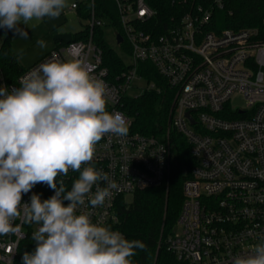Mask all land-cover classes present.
Listing matches in <instances>:
<instances>
[{
	"label": "built area",
	"instance_id": "2783aa9c",
	"mask_svg": "<svg viewBox=\"0 0 264 264\" xmlns=\"http://www.w3.org/2000/svg\"><path fill=\"white\" fill-rule=\"evenodd\" d=\"M97 1L72 5L79 11L88 4L84 25L89 33L84 38L72 34L69 42L59 40L14 82L7 80L0 66V87L18 88L19 78L53 53L62 60L83 59L90 74L105 82L106 109L123 113L129 131L126 136L105 135L96 145L92 163L118 188L103 206L93 208L86 201L77 214L88 212L93 223L115 230L122 197L127 200L139 191L167 185L172 175L170 139L132 131V119L122 109L126 98L139 96L131 94L135 81L147 82L142 94L156 89L139 73L141 63H152L175 91L170 125L190 144L195 160L183 185L184 200L167 249L181 264H231L235 255L248 254L264 235V40L257 28L219 29L215 14L231 0L192 5L166 25L156 20L147 0H112L118 23ZM107 27L115 29L119 55L130 57L124 60L126 69L115 76L104 65L103 50L95 40V29L102 28L105 39ZM2 41L0 33V47ZM236 95L244 97L245 107L232 105ZM78 176L70 170L63 178L68 190ZM42 186L48 187L38 183L23 194L21 205H30L33 194L40 197ZM47 190L42 201L55 194ZM68 203L64 201L65 206ZM17 224L18 232L0 236V264H22L24 253L35 250L32 233L38 226L25 223L23 216L13 221V226Z\"/></svg>",
	"mask_w": 264,
	"mask_h": 264
},
{
	"label": "clouds",
	"instance_id": "9594fccd",
	"mask_svg": "<svg viewBox=\"0 0 264 264\" xmlns=\"http://www.w3.org/2000/svg\"><path fill=\"white\" fill-rule=\"evenodd\" d=\"M68 6V0H0V28L23 35L18 25L57 19ZM37 45L46 47L43 40ZM106 93L105 82L90 74L83 59L62 60L55 53L21 76L18 88L0 87V236L18 232L13 221L22 216L38 226L35 250L24 253L22 264H134L136 250L147 248L93 223L88 212L77 214L86 201L103 206L118 188L92 163L105 135L129 131L123 113L107 111ZM70 170L79 176L68 190L63 178ZM38 183L55 194L43 201L33 194L30 205H21L22 195ZM231 264H264V235Z\"/></svg>",
	"mask_w": 264,
	"mask_h": 264
},
{
	"label": "trees",
	"instance_id": "16d2710c",
	"mask_svg": "<svg viewBox=\"0 0 264 264\" xmlns=\"http://www.w3.org/2000/svg\"><path fill=\"white\" fill-rule=\"evenodd\" d=\"M99 8H108L111 17L118 23V13L112 0H98ZM156 12V20L168 24L180 18L192 5L205 4L208 0H147ZM230 11H233L230 13ZM88 4L79 8L80 17H88ZM215 17L222 28H257L259 38L264 40V1L231 0L224 10ZM3 41L0 47V66L9 82H14L25 68L21 67L18 55L12 50L10 35L0 28ZM89 29L84 28L73 34L75 39L84 38ZM95 40L103 50L104 65L113 76L124 71V59L104 39L103 29H95ZM58 43V42H57ZM139 73L156 84V89L146 91L136 97L124 100L123 111L132 119V131L161 139L169 138L173 150L172 175L169 183L156 188L145 189L134 194L131 201L122 197L117 206L120 221L115 230L129 240H141L147 246L145 251L136 250L132 257L134 264H181L168 251L166 240L173 234L179 217L184 195L183 185L190 177L195 160L190 152V144L170 125V110L175 91L168 80L150 62L140 64ZM40 199L49 192L42 186Z\"/></svg>",
	"mask_w": 264,
	"mask_h": 264
},
{
	"label": "rangeland",
	"instance_id": "374dc122",
	"mask_svg": "<svg viewBox=\"0 0 264 264\" xmlns=\"http://www.w3.org/2000/svg\"><path fill=\"white\" fill-rule=\"evenodd\" d=\"M86 0H68L69 6L63 10L60 17L57 19H49L45 17L42 21H30L27 25H18L23 30V35L19 32H13L5 30L10 35L12 50L18 55L22 56L19 59V64L23 68H28L39 59L49 53L54 47H56L57 40L55 36L62 33L75 34L83 28L86 24V19L80 17L79 11L72 8L73 3H82ZM115 29L107 27L105 29L106 41L115 49H117V43L114 38ZM38 40H43L46 47H39L37 45ZM124 60H130V57L126 53H121ZM136 88L131 90L132 95L142 94L143 88L146 87V81H135ZM232 105L235 107H245L246 100L242 95H236L232 100ZM133 197H128L127 200L131 201ZM126 239L127 237L124 236Z\"/></svg>",
	"mask_w": 264,
	"mask_h": 264
},
{
	"label": "water",
	"instance_id": "95a60500",
	"mask_svg": "<svg viewBox=\"0 0 264 264\" xmlns=\"http://www.w3.org/2000/svg\"><path fill=\"white\" fill-rule=\"evenodd\" d=\"M72 39V34L71 33H62V34H57L55 36V40H64L66 42L71 41ZM118 41L121 42L122 38L121 36L118 37Z\"/></svg>",
	"mask_w": 264,
	"mask_h": 264
},
{
	"label": "crops",
	"instance_id": "0c3cea01",
	"mask_svg": "<svg viewBox=\"0 0 264 264\" xmlns=\"http://www.w3.org/2000/svg\"><path fill=\"white\" fill-rule=\"evenodd\" d=\"M59 40H57V42H58ZM55 48V47H54ZM40 60V59H39Z\"/></svg>",
	"mask_w": 264,
	"mask_h": 264
}]
</instances>
